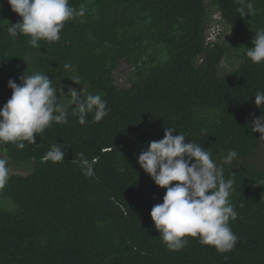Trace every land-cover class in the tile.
Segmentation results:
<instances>
[{
	"label": "trees",
	"instance_id": "16d2710c",
	"mask_svg": "<svg viewBox=\"0 0 264 264\" xmlns=\"http://www.w3.org/2000/svg\"><path fill=\"white\" fill-rule=\"evenodd\" d=\"M252 2L255 14L241 17L238 0H69L85 15L37 49L30 37L8 34L21 18L0 0V106L11 96L8 80L19 84L27 71L63 85L68 110L67 123L53 122L36 144L0 143L10 175L0 189V264H264V140L251 130L264 115L254 104L264 62L245 54L264 27V0ZM120 61L129 65L123 86L113 78ZM68 87L101 95L108 115L94 122L88 113L80 124ZM166 127L210 151L234 181L231 251L198 237L172 251L155 229L150 211L165 189L137 157ZM55 143L64 162L44 159ZM233 149L237 158L223 164ZM81 152L96 161L92 177L81 171Z\"/></svg>",
	"mask_w": 264,
	"mask_h": 264
},
{
	"label": "clouds",
	"instance_id": "9594fccd",
	"mask_svg": "<svg viewBox=\"0 0 264 264\" xmlns=\"http://www.w3.org/2000/svg\"><path fill=\"white\" fill-rule=\"evenodd\" d=\"M7 3L21 18L11 26L8 24V34L13 39L19 34L30 37L29 45L37 49L42 39L59 41L65 22L83 17L86 11L83 4L79 9L70 6L69 0H7ZM238 3L241 7L237 13L241 17L255 14L252 0ZM251 43L252 47H245L246 57L253 63L264 62V27L256 29ZM64 67L69 69L71 65ZM19 80V84L12 79L7 82L11 96L0 106V143H15L23 149L25 141L36 144L37 134L53 122L67 123L68 110L59 102L61 86L44 73L25 71ZM68 93L69 104L74 105L73 114H78L80 124L86 123L88 113H93L94 122L108 115L107 101L101 95H82L76 89H69ZM254 104L264 106V92L254 95ZM251 126L252 132L260 134L259 140H264V115L255 118ZM185 138L175 128L166 127L163 137L149 142L137 157L140 168L156 186L165 189L162 203L151 208L150 218L169 250L184 248L188 243L185 237H198L201 244L211 245L220 253L231 251L238 240L229 226V220L237 218L229 199L234 181L224 178L222 164H217L210 151L195 142H185ZM65 154L64 145L55 143L44 159L64 162ZM78 155L82 173L92 177L96 161H90L83 152ZM237 156L234 149L229 150L223 164H231ZM7 164L6 158H0V189L10 178Z\"/></svg>",
	"mask_w": 264,
	"mask_h": 264
},
{
	"label": "rangeland",
	"instance_id": "374dc122",
	"mask_svg": "<svg viewBox=\"0 0 264 264\" xmlns=\"http://www.w3.org/2000/svg\"><path fill=\"white\" fill-rule=\"evenodd\" d=\"M215 16V15H214ZM216 17V16H215ZM218 27H219V24H218ZM230 30H228L224 36L229 33ZM207 42V40H206ZM222 66H225L226 65H223ZM127 70H129V65L127 63H125L124 61H120L118 63V66L113 70V78H114V83L118 86H123V85H126V77H125V73L127 72ZM61 86V89H60V92L59 94H61L63 91H64V87L63 85H60ZM59 87V86H58ZM69 89H72V87H68L67 89H65V91H69ZM60 98V97H59ZM11 172H14V170H10Z\"/></svg>",
	"mask_w": 264,
	"mask_h": 264
}]
</instances>
